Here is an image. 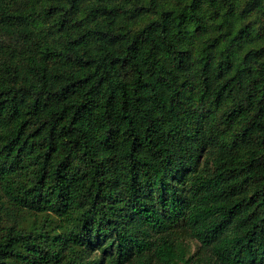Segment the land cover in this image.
Instances as JSON below:
<instances>
[{"label": "trees", "instance_id": "1", "mask_svg": "<svg viewBox=\"0 0 264 264\" xmlns=\"http://www.w3.org/2000/svg\"><path fill=\"white\" fill-rule=\"evenodd\" d=\"M0 191V264H264V0H0Z\"/></svg>", "mask_w": 264, "mask_h": 264}, {"label": "rangeland", "instance_id": "2", "mask_svg": "<svg viewBox=\"0 0 264 264\" xmlns=\"http://www.w3.org/2000/svg\"><path fill=\"white\" fill-rule=\"evenodd\" d=\"M2 199V196H1V191H0V200ZM3 213V212H2ZM29 217H27V219L25 220V222L27 223V222H29ZM186 242H188L187 240H186ZM190 245H191V250H195L196 249V247H197V242L196 241H193V240H190Z\"/></svg>", "mask_w": 264, "mask_h": 264}]
</instances>
